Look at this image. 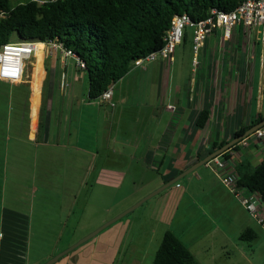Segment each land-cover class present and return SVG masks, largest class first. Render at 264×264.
I'll use <instances>...</instances> for the list:
<instances>
[{"label": "crops", "instance_id": "crops-1", "mask_svg": "<svg viewBox=\"0 0 264 264\" xmlns=\"http://www.w3.org/2000/svg\"><path fill=\"white\" fill-rule=\"evenodd\" d=\"M222 36L207 39L196 69L187 37L173 63L132 68L113 85L114 106L91 101L87 73L42 45L29 78L0 80V264H44L72 249L108 223L110 205L122 215L264 118L259 35L240 26ZM222 155L239 177L263 161L264 137ZM248 229L252 242L240 239ZM169 231L192 264H264V229L208 163L55 264H153Z\"/></svg>", "mask_w": 264, "mask_h": 264}, {"label": "trees", "instance_id": "trees-1", "mask_svg": "<svg viewBox=\"0 0 264 264\" xmlns=\"http://www.w3.org/2000/svg\"><path fill=\"white\" fill-rule=\"evenodd\" d=\"M13 1L0 0V47L26 42L62 44L84 63L89 99L98 101L137 60L164 47L175 16L188 14L196 23L209 18L214 9L229 13L245 0H61L46 5L31 0L16 6ZM207 116L202 114L201 126ZM263 120L260 117L248 130ZM246 132L242 130L236 137ZM239 146L231 149L237 151ZM245 167L238 171L239 185L259 194L264 203V159L255 169ZM255 238L251 229L240 236L246 242ZM193 262V255L179 238L166 232L153 264Z\"/></svg>", "mask_w": 264, "mask_h": 264}, {"label": "built area", "instance_id": "built-area-1", "mask_svg": "<svg viewBox=\"0 0 264 264\" xmlns=\"http://www.w3.org/2000/svg\"><path fill=\"white\" fill-rule=\"evenodd\" d=\"M39 5L56 3L61 0H32ZM242 26L247 35L256 33L260 37L261 44L264 45V0H245L235 10L227 13L216 9L211 11V15L204 21L193 22L188 14L177 15L173 18L171 27L168 30L164 47L158 52L148 55L134 63V67L142 68L146 63L156 62L158 59L166 60L171 63L174 61L176 49L185 37L187 28L193 29L192 50L195 58L193 60L194 68H198L197 55L204 47L207 39L214 33H222L221 43L231 39L235 28ZM42 45V53L63 52L67 57L73 58L78 67L85 68L84 63L79 57L70 50L63 47L62 44L55 41L9 43L0 47V80L8 83H21L25 79L26 65L36 60L37 46ZM63 86L65 83L63 81ZM113 85L99 98L102 102L112 103ZM171 111L175 107H169ZM251 137L262 139L264 137L263 129L258 130L248 138L243 139L239 145L242 148L248 146ZM211 165L215 174L225 188L240 201L250 216L264 229V203L257 193L249 191L247 188L239 185V177L229 170L227 160L223 155L213 159L208 163ZM228 167V169H227Z\"/></svg>", "mask_w": 264, "mask_h": 264}, {"label": "water", "instance_id": "water-1", "mask_svg": "<svg viewBox=\"0 0 264 264\" xmlns=\"http://www.w3.org/2000/svg\"><path fill=\"white\" fill-rule=\"evenodd\" d=\"M264 128V120L262 122H260L258 125L254 126L252 129H250L244 136L242 137H238L236 138L234 141H232L231 143L227 144L225 147L221 148L219 151H217L216 153L212 154L211 156H209L208 158H206L204 161L200 162L199 164H197L196 166L192 167L191 169H189L188 171H186L184 174H182L180 177L176 178L175 180L171 181L170 183L166 184L165 186H163L161 189H159L158 191H156L155 193L151 194L150 196H148L147 198H145L144 200H142L141 202H139L137 205H135L134 207H132L131 209H129L128 211H126L125 213H123L122 215L118 216L116 219L108 222L107 224H105L103 227H101L100 229H98L97 231H95L93 234H91L90 236L86 237L85 239H83L82 241H80L75 247H73L72 249L56 256L55 258H53L52 260H50L48 263L46 264H55L60 258L64 257L65 255L69 254L71 251H73L74 249L82 246L83 244L91 241L92 239H94L99 233H101L103 230H105L106 228L112 226L113 224H115L116 222H118L119 220H121L122 218H124L125 216H127L128 214H130L132 211L138 209L142 204H144L147 200L153 198L154 196L158 195L159 193L165 191L166 189H168L170 186L176 184L181 178H183L184 176L193 173L194 171H196L200 166L206 165L207 163H209L211 160L219 157L220 155H222L225 151L230 150L232 147H234L235 145L239 144L243 139L248 138L249 136L253 135L255 132H257L258 130H261Z\"/></svg>", "mask_w": 264, "mask_h": 264}, {"label": "rangeland", "instance_id": "rangeland-1", "mask_svg": "<svg viewBox=\"0 0 264 264\" xmlns=\"http://www.w3.org/2000/svg\"><path fill=\"white\" fill-rule=\"evenodd\" d=\"M29 1H31V0H15V1H13V6H16L18 3H27V2H29ZM192 34H193V29L192 28H187V30H186V37H187V40H185L184 41V44H183V46L182 47H184V46H186L187 47V51H188V49L191 47V41H192ZM180 49V48H179ZM178 49V51H177V59L178 60H180L181 59V52L182 51H180ZM180 51V52H179ZM39 52V49L37 50V53ZM159 60V59H158ZM157 60V61H158ZM182 68V67H181ZM34 70H35V60H32L31 61V63H28L27 65H26V74H25V78L28 76V78L32 75V73L34 72ZM86 79H87V82H88V76H86ZM131 83H132V81H131ZM87 128H88V126H86ZM68 167V166H67ZM67 167H63V170H68V168ZM63 173H64V171H62ZM69 172H70V169H69ZM79 174H80V172H79ZM69 189H70V187L68 188V192H69ZM135 188L133 187V186H131L130 185V187H126L125 188V192L127 193V192H132L133 190H134ZM152 194V193H151ZM150 195V194H149ZM149 195H147V196H149ZM147 196H145L144 198H146ZM143 198V199H144ZM143 199H141L140 201H142ZM139 201V202H140ZM139 202H137V203H135L134 205H132L130 208H128L127 210H129V209H131L132 207H134L136 204H138ZM129 204H127V206H128ZM112 206H114V205H110V220L109 221H107V222H110V221H112V220H114V219H116L118 216H116L115 215V213L117 212L116 211V208L117 207H112ZM130 206V205H129ZM126 210V211H127ZM137 211H139V210H137ZM140 211H143V210H140ZM125 212V211H124ZM136 213H141V212H136ZM122 214V213H121ZM103 215V214H102ZM114 216H116V217H114ZM133 217V216H132ZM106 224V223H105ZM104 224V225H105ZM103 226V225H102ZM101 226V227H102ZM101 227H99V228H101ZM97 230V229H96ZM87 237V236H86ZM79 238V237H78ZM85 237H83V238H81V239H79V241H81L82 239H84ZM132 239V237H131V235H129L128 237H127V239ZM78 241V242H79ZM77 242V243H78ZM63 246V245H62ZM50 261V260H49ZM49 261H47L46 263H48ZM46 263H44V264H46Z\"/></svg>", "mask_w": 264, "mask_h": 264}, {"label": "bare ground", "instance_id": "bare-ground-1", "mask_svg": "<svg viewBox=\"0 0 264 264\" xmlns=\"http://www.w3.org/2000/svg\"><path fill=\"white\" fill-rule=\"evenodd\" d=\"M39 46V45H38ZM38 46H37V49H38ZM43 50V49H42Z\"/></svg>", "mask_w": 264, "mask_h": 264}]
</instances>
